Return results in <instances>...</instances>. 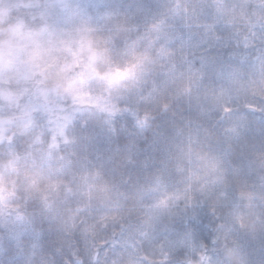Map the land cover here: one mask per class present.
<instances>
[{
	"label": "clouds",
	"instance_id": "clouds-1",
	"mask_svg": "<svg viewBox=\"0 0 264 264\" xmlns=\"http://www.w3.org/2000/svg\"><path fill=\"white\" fill-rule=\"evenodd\" d=\"M0 264H264V0H0Z\"/></svg>",
	"mask_w": 264,
	"mask_h": 264
}]
</instances>
